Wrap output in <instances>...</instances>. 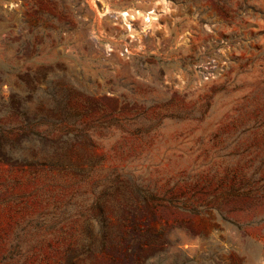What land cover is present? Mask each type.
I'll use <instances>...</instances> for the list:
<instances>
[{"label": "rangeland", "instance_id": "obj_1", "mask_svg": "<svg viewBox=\"0 0 264 264\" xmlns=\"http://www.w3.org/2000/svg\"><path fill=\"white\" fill-rule=\"evenodd\" d=\"M39 5L53 15L49 43H59L44 59L91 78L94 99L112 96L104 102L116 121L93 130L86 155L102 160L93 179L0 160V264H61L70 234L89 231L94 181L113 170L153 193L157 215L142 225L165 228L167 247L194 264H264V0H0L2 94L29 108L0 103V131L38 109L19 106L28 64L18 75L11 67L23 65L15 53ZM87 38L113 60L91 63ZM15 141L27 144L20 133ZM123 200L106 208L117 228ZM89 262L114 264L106 254Z\"/></svg>", "mask_w": 264, "mask_h": 264}, {"label": "trees", "instance_id": "obj_2", "mask_svg": "<svg viewBox=\"0 0 264 264\" xmlns=\"http://www.w3.org/2000/svg\"><path fill=\"white\" fill-rule=\"evenodd\" d=\"M35 11L33 24L28 20L24 25V28L28 27L26 41H20L15 53L16 57L23 59V65L12 66L11 71L18 75L28 64L24 72L29 78L28 95L19 101V106L34 100L38 109L33 112V121L9 125L10 128L0 131V160L22 161L48 170L72 171L82 181L93 179L102 160L89 157L86 152L96 145L93 130L109 127L116 121L117 112L108 111L104 102L112 96L103 94L99 100L94 99L83 84H91V78L85 79L83 75L79 79L73 78L58 56L44 59L52 55L59 43L48 41L52 13L45 11L42 5ZM17 35L20 40L21 33ZM7 41L13 44L14 38L9 37ZM3 71L0 69V103L7 105L9 113H26L29 109L26 106L22 110L14 108L15 96L8 99L2 94ZM41 126L43 131H38ZM19 133L26 138L27 144L15 141ZM28 134L32 135L31 139ZM79 145L85 148L77 160ZM94 182L95 189L100 191L90 206L89 231L81 235L79 232L70 234L60 255L61 264H91L89 258L98 254H106L114 264H194L195 256H190L180 246L177 251L167 247L170 239L165 228L142 225L146 212L153 216L158 212L152 203V192L117 170ZM117 194L124 196V200L117 204L123 217L118 228L106 211L108 202ZM96 224H99L97 229Z\"/></svg>", "mask_w": 264, "mask_h": 264}, {"label": "water", "instance_id": "obj_3", "mask_svg": "<svg viewBox=\"0 0 264 264\" xmlns=\"http://www.w3.org/2000/svg\"><path fill=\"white\" fill-rule=\"evenodd\" d=\"M87 53L89 61L97 66H106L107 62L113 60V56L107 53L106 47L94 38H87Z\"/></svg>", "mask_w": 264, "mask_h": 264}, {"label": "bare ground", "instance_id": "obj_4", "mask_svg": "<svg viewBox=\"0 0 264 264\" xmlns=\"http://www.w3.org/2000/svg\"><path fill=\"white\" fill-rule=\"evenodd\" d=\"M127 15H129V14H127Z\"/></svg>", "mask_w": 264, "mask_h": 264}]
</instances>
